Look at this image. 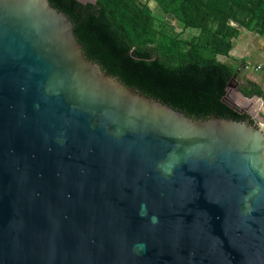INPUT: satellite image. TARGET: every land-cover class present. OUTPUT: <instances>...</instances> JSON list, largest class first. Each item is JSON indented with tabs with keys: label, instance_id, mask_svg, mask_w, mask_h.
<instances>
[{
	"label": "water",
	"instance_id": "water-1",
	"mask_svg": "<svg viewBox=\"0 0 264 264\" xmlns=\"http://www.w3.org/2000/svg\"><path fill=\"white\" fill-rule=\"evenodd\" d=\"M245 69L158 65L96 0H0V264H264Z\"/></svg>",
	"mask_w": 264,
	"mask_h": 264
},
{
	"label": "trees",
	"instance_id": "trees-1",
	"mask_svg": "<svg viewBox=\"0 0 264 264\" xmlns=\"http://www.w3.org/2000/svg\"><path fill=\"white\" fill-rule=\"evenodd\" d=\"M104 12V25L112 37L137 53L149 55L169 70L226 68L234 66L216 60L227 56L231 42L243 28L264 35V0H151L160 13L164 31L153 26L151 10L137 0H96ZM170 16L186 29L198 31L195 44L181 40L163 21ZM167 28V31H166ZM237 92L244 98L263 97L255 83L242 80Z\"/></svg>",
	"mask_w": 264,
	"mask_h": 264
},
{
	"label": "crops",
	"instance_id": "crops-1",
	"mask_svg": "<svg viewBox=\"0 0 264 264\" xmlns=\"http://www.w3.org/2000/svg\"><path fill=\"white\" fill-rule=\"evenodd\" d=\"M149 1L150 3L152 2V5H154L153 7L155 8L154 2L151 0ZM147 3L146 6L148 7ZM168 17L170 16H165V19H168ZM171 20L173 19L171 18ZM173 21L175 23L173 28H179L177 32L176 30H173L175 31L174 34L181 33L180 24L175 20ZM221 57L223 58V63H227L231 66L233 65L235 68L238 65L245 66L246 69L244 70L243 77L239 83H241L243 79L251 81L258 85L264 93V35L260 36L250 30L239 28L238 35L231 42V49L227 56H220V58ZM251 113L252 112H249L248 114L251 115Z\"/></svg>",
	"mask_w": 264,
	"mask_h": 264
},
{
	"label": "rangeland",
	"instance_id": "rangeland-1",
	"mask_svg": "<svg viewBox=\"0 0 264 264\" xmlns=\"http://www.w3.org/2000/svg\"><path fill=\"white\" fill-rule=\"evenodd\" d=\"M138 1V0H137ZM149 0H139L138 2L141 3H147ZM149 9L151 10L150 12L152 13V18H153V26L156 29H159L161 31H164L163 29V25H162V19L160 16V13H158V11L153 7L154 5H152V2L150 3V1L147 3ZM153 7V8H152ZM163 21L168 25V30L172 33H175V31L173 30H179L178 27H174V21L171 20L170 17H168V19H163ZM167 31V28H166ZM168 32V31H167ZM198 31L197 30H192V29H187L185 31H182V33L180 34V39L181 40H186L188 42V44H195L198 40ZM231 49V48H230ZM216 60L219 62H223V58L220 56L216 57ZM233 66V65H232ZM232 85H235L236 88L232 89V94L239 97L240 99L244 100L247 102V100H249L250 98L253 99L251 104L249 105V107L246 109V113L248 112H252L251 113V118L253 119V121L257 124H259L258 119L264 116V98L263 97H257V96H252L250 98H244L242 97L238 92H237V87L239 85H241V83H239L238 85H236L234 82H232ZM261 90V89H260ZM262 91V90H261Z\"/></svg>",
	"mask_w": 264,
	"mask_h": 264
},
{
	"label": "flooded vegetation",
	"instance_id": "flooded-vegetation-1",
	"mask_svg": "<svg viewBox=\"0 0 264 264\" xmlns=\"http://www.w3.org/2000/svg\"><path fill=\"white\" fill-rule=\"evenodd\" d=\"M235 88H236V86H235ZM244 114H245L246 116H248V117L251 119L252 123H255V122L253 121V119L251 118V115H250V114H248V113H246V112H244Z\"/></svg>",
	"mask_w": 264,
	"mask_h": 264
},
{
	"label": "built area",
	"instance_id": "built-area-1",
	"mask_svg": "<svg viewBox=\"0 0 264 264\" xmlns=\"http://www.w3.org/2000/svg\"><path fill=\"white\" fill-rule=\"evenodd\" d=\"M259 125H260V126H262V124H261V123H259Z\"/></svg>",
	"mask_w": 264,
	"mask_h": 264
}]
</instances>
